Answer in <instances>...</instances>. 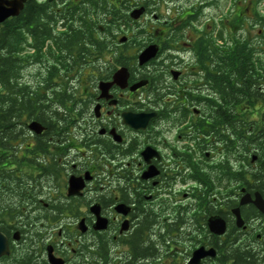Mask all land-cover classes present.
<instances>
[{
  "label": "flooded vegetation",
  "instance_id": "af4514ba",
  "mask_svg": "<svg viewBox=\"0 0 264 264\" xmlns=\"http://www.w3.org/2000/svg\"><path fill=\"white\" fill-rule=\"evenodd\" d=\"M32 1L54 14L52 30L71 27L84 37L71 70L81 100L46 103L41 120H14V134L0 128V233L7 244L0 264H52L51 257L61 264H241L236 247L264 260V214L252 202L240 205L257 190L242 184L238 127H226L217 114L227 105L216 80L224 88L240 65L226 58L234 37L228 47L213 44L208 23L186 21L200 20L201 1L187 10L174 2V16L141 0H91L86 7L81 0ZM73 3L75 17L61 19ZM110 6L120 14L114 23ZM148 45L155 54L139 64ZM25 52L32 71L20 84L31 92L43 91L48 78L49 90L63 85L60 62L70 55L57 41ZM122 68L124 85L100 88ZM33 122L40 132L29 128ZM70 178L83 183L74 194ZM213 218L224 222L222 233L211 230Z\"/></svg>",
  "mask_w": 264,
  "mask_h": 264
},
{
  "label": "trees",
  "instance_id": "16d2710c",
  "mask_svg": "<svg viewBox=\"0 0 264 264\" xmlns=\"http://www.w3.org/2000/svg\"><path fill=\"white\" fill-rule=\"evenodd\" d=\"M81 1L82 6L86 7L88 1L91 0ZM141 2L145 6L152 5V0H141ZM77 5L78 3H73L71 4L72 8L65 7L64 11L59 14L60 18L65 20L68 17L74 18ZM99 7L101 10L103 9V7ZM110 8L112 23H114L119 19L120 14L114 6H110ZM46 11V3L27 0L17 16L7 18L0 25V128H6L8 134L15 133L11 128L14 120L25 121L30 118L41 120L42 111H45L47 107L46 103L49 105L75 104L81 100L79 91L71 85L73 78L71 70L77 61V58L73 57L72 51H77L80 46L84 49V37L82 34L78 35V31L71 27L59 32L52 30L49 22H56V20H54L53 13L49 10L46 13ZM261 25V31L264 34V17ZM47 39L57 41L58 45H61L70 55L60 62L66 71L65 80L61 87L49 90L47 86L50 85L53 88V85H51L52 79L48 78V83L43 91L31 92L28 85L20 84V80H22L21 68L29 63L25 51L29 45L43 44ZM233 39L234 48L226 53V58L232 63L235 58H238L240 65L236 68L232 66L231 75L225 77L224 88H221L219 80H216V86L220 88L221 95L227 105L224 110L219 108L217 114L226 127L230 126L231 129L234 124L237 125L236 135L241 141L245 161L251 162L250 153H257L258 150L255 151L257 148L261 150L257 159L258 168L242 169L241 180L243 185L248 188L254 186L264 195V58L258 55L256 57L258 59L254 61L251 53L253 48L247 46L248 42L242 38ZM100 43L101 41L97 39V45ZM246 47L248 48L245 49ZM238 101L241 103L240 111L236 109ZM49 109L52 110V107ZM258 109L259 112L256 111ZM236 115L238 116L235 120ZM54 117H57L56 113L51 116L52 119ZM72 119V116H67L66 122L70 123ZM234 249L243 254L241 264H247V258L251 259H249L250 263L257 261L254 260L252 253L249 254L244 249L239 250L238 247ZM259 262L257 261V264H264V260Z\"/></svg>",
  "mask_w": 264,
  "mask_h": 264
},
{
  "label": "rangeland",
  "instance_id": "374dc122",
  "mask_svg": "<svg viewBox=\"0 0 264 264\" xmlns=\"http://www.w3.org/2000/svg\"><path fill=\"white\" fill-rule=\"evenodd\" d=\"M199 1L202 2L201 6H203V13L200 16V20L197 21V17L193 15L187 17L186 21H194L197 25L203 21L204 23H208L210 36L212 39L214 38L211 40L213 44H224L228 47L226 41L228 40V36L231 35L237 40L241 38L246 39L250 46L252 44L256 47V56L253 57L254 61L258 59L256 58L258 55L264 58V34L261 31V22L264 17V0H206V3L202 0H158L157 4L155 0H152V5L148 6L151 8L156 7L158 9L157 12H163L166 9L169 11L170 9L169 14L174 16L176 15V12L173 10L174 2H177L176 4L179 7L182 5L183 10H187L191 2L194 3L191 5L193 6ZM193 13H195L194 10ZM223 22L225 26L220 32L219 25L222 26ZM218 34H220L221 39ZM223 39H226L225 43H222ZM28 65L29 63L21 68L23 77H26L32 71V68H29ZM71 74L74 77L73 72ZM256 111L259 112V109ZM240 148L242 149V144H240ZM256 150H258L257 153H250L251 155H255L256 153L255 158L251 162L245 161L242 154V169L258 168L259 164L257 159L261 150L258 148Z\"/></svg>",
  "mask_w": 264,
  "mask_h": 264
},
{
  "label": "water",
  "instance_id": "95a60500",
  "mask_svg": "<svg viewBox=\"0 0 264 264\" xmlns=\"http://www.w3.org/2000/svg\"><path fill=\"white\" fill-rule=\"evenodd\" d=\"M26 0H0V23L5 21L7 18L17 16L19 12L22 10L24 6V2ZM144 8H135L130 13V16L133 19H137L141 13L143 12ZM155 46L154 45H148L143 51L140 52L138 55V62L139 64L144 63L148 59L154 56L155 54ZM127 79V71L125 68L119 69L116 71L115 75L113 76L112 82L104 83L101 82L99 84L100 88H102L105 91L104 85L107 86L110 83H117L120 85H124ZM141 83L132 85L131 88H136ZM29 128L35 131L36 133L41 131V127L39 123L33 122L29 124ZM83 187V183L80 182V179L70 178L69 179V186H68V194H74L78 192ZM244 191V188L242 189ZM248 202H252L254 206L264 214V198L259 192L254 193V198H251L249 194H244L240 200V205L246 204ZM234 214L236 215V223L238 226H241L243 224V220L239 213V208H235L233 210ZM97 220L95 223V228L102 229L105 225L104 222ZM210 228L212 231H215L217 233H222L225 229L224 222L218 220L217 218H213V220L209 221ZM82 225V223H80ZM7 252V244L5 242L4 236L0 233V255ZM207 253V252H206ZM196 257L201 256L203 253L201 252V249L195 251L194 253ZM51 263L52 264H61L60 261H57V259L51 257Z\"/></svg>",
  "mask_w": 264,
  "mask_h": 264
}]
</instances>
